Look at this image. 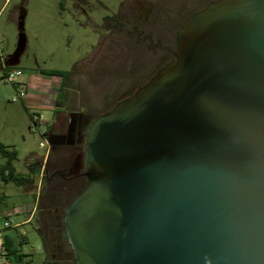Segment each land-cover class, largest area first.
<instances>
[{
  "label": "water",
  "instance_id": "95a60500",
  "mask_svg": "<svg viewBox=\"0 0 264 264\" xmlns=\"http://www.w3.org/2000/svg\"><path fill=\"white\" fill-rule=\"evenodd\" d=\"M76 264H264V0H219L86 134Z\"/></svg>",
  "mask_w": 264,
  "mask_h": 264
},
{
  "label": "rangeland",
  "instance_id": "374dc122",
  "mask_svg": "<svg viewBox=\"0 0 264 264\" xmlns=\"http://www.w3.org/2000/svg\"><path fill=\"white\" fill-rule=\"evenodd\" d=\"M215 2L0 0V45L6 63L16 54L22 58L21 82L28 80L31 68L73 71L68 81L72 88L68 111L83 110L98 117L129 98L163 66L170 58L178 30L195 13ZM5 74L0 60V142L14 145L16 176L29 179L27 163L36 167L39 158L49 152V175L56 168L68 173L65 168L73 160L70 154L74 149L66 146L47 152V147L40 145L43 137L39 131L29 129V114L23 101H13L16 90L6 81ZM39 113L44 122L53 116L50 110ZM6 161L0 154V172ZM73 163L70 169L75 172L78 166ZM83 186L81 180L64 182L60 178L40 182L39 170L32 182L25 184L6 182L0 173V228L7 219L13 224L26 220L24 213L12 215L14 209L25 207L26 213L31 214L38 197L33 221L7 230L18 253L23 255L22 261L14 264H75L69 244L53 231L54 218L55 209L64 212ZM40 233L46 241L45 248Z\"/></svg>",
  "mask_w": 264,
  "mask_h": 264
},
{
  "label": "crops",
  "instance_id": "0c3cea01",
  "mask_svg": "<svg viewBox=\"0 0 264 264\" xmlns=\"http://www.w3.org/2000/svg\"><path fill=\"white\" fill-rule=\"evenodd\" d=\"M2 50L4 53L5 51L3 48ZM4 58H6L5 55ZM9 58H10L9 59L10 63H8L9 60L6 63V59H5V65L2 64L4 72L6 73L14 69H21L24 73L23 70L24 68L20 67L19 65L20 60L22 59L20 55L16 54L14 57H9ZM42 70L69 71L62 69H41V68L32 69L31 68L29 74L30 77L28 78L27 81L22 82L29 87V96L25 101L22 102L23 106L26 109L27 113H29V111L31 110H36L38 112L42 110L52 111L53 116L51 120L45 122L42 121L43 122L42 130L46 131V133L49 135L48 138L51 149L50 151H52L53 148L58 149L59 147H66V146L70 148H74L77 142V132H76L77 129H79L81 125H83V128L86 129L89 126V123L93 122L96 119V115H94L91 112L88 111L86 112L83 110L77 112L68 111L69 110L68 103L70 100L69 94L72 89L71 87H68V81L72 78L73 74H71V76L66 80L59 76L43 75L41 73ZM48 103H50L51 105H49ZM73 116H75V118ZM74 120L76 123L75 132L72 135L70 129ZM2 142L1 143L7 146L10 150H14L13 144L6 143L4 141ZM72 154H74V151H71L70 155L72 156ZM51 155H52L51 152H49V154L45 153L44 156L39 158V163H38L39 165L36 167H33L31 162L27 163L29 166L27 174L29 175L30 179H33L36 170H39V181L42 182L44 180L45 165H47ZM83 157L85 159V156ZM65 169L66 171L69 169L68 173H65L61 169L59 170L58 168L54 169V171L50 173L49 180H52L54 178H60L64 182H69L72 179L79 177V176H75L79 174L80 172L79 169H77L76 174L72 173V170L69 168V166ZM81 181L83 182V180ZM37 201H38V197L34 204V206L36 207L38 205ZM36 211L37 210H35V212L31 214L24 213V215L28 216V218L22 222H18L20 226L15 229H18L23 225H27L28 223H31L35 218V214L37 213ZM7 237L10 240H12L13 247H15L14 241L8 233H7Z\"/></svg>",
  "mask_w": 264,
  "mask_h": 264
},
{
  "label": "trees",
  "instance_id": "16d2710c",
  "mask_svg": "<svg viewBox=\"0 0 264 264\" xmlns=\"http://www.w3.org/2000/svg\"><path fill=\"white\" fill-rule=\"evenodd\" d=\"M43 75H51V76H59V77H62L63 79H68L71 74L73 73V71H61V70H42L41 72ZM132 96V95H131ZM130 96V97H131ZM102 115V114H101ZM99 115V116H101ZM98 116V117H99ZM75 118V116H73ZM96 117V119L98 118ZM95 119V120H96ZM94 120V121H95ZM93 121V122H94ZM93 122H90L89 123V126L84 129L83 128V125H81L79 127V129H77V142H76V145L74 146V151H78V153L80 155H83L85 156V146H86V134H87V131L89 130V128L92 126ZM75 120L71 126V129L70 131L72 132L71 134L73 135V133L75 132ZM83 128V129H82ZM47 136H49L47 134ZM54 149V148H53ZM0 154L3 155L5 158H6V164L5 166L2 168L1 170V175H2V179L6 182H15L17 184H25V182H32V179H26V178H21V177H17L16 176V170L14 168V161L17 159V152L16 150H10L7 146H5L4 144H2L0 142ZM86 170V169H85ZM50 179V175H49V171H48V168H47V165H45V174H44V180L48 181ZM84 182H87V178L86 176L84 177ZM87 184V183H86ZM82 193V192H81ZM80 193V194H81ZM80 194L76 195L73 200L79 196ZM69 201L66 209L64 210V212L60 211L61 212V215L63 218H65L66 216V210L68 208V206L71 204V202L73 201ZM65 230V222L63 223V231ZM41 235V233H40ZM65 235V234H64ZM62 234V237L66 240V242L68 241L67 237L64 236ZM42 239H43V245H44V248L46 247V241L44 239V237L41 235ZM5 242H6V245H7V252H8V257L10 259L11 262H13L12 264H14L15 262H19V261H22V257L23 255L19 254L16 247H13V243H12V240H10L7 236L5 237ZM69 245V241L67 242ZM71 246V245H70ZM72 248V247H71ZM72 252H73V261L74 263L76 264L75 262V257H74V251L72 249Z\"/></svg>",
  "mask_w": 264,
  "mask_h": 264
},
{
  "label": "built area",
  "instance_id": "2783aa9c",
  "mask_svg": "<svg viewBox=\"0 0 264 264\" xmlns=\"http://www.w3.org/2000/svg\"><path fill=\"white\" fill-rule=\"evenodd\" d=\"M0 60L1 63L5 65L4 53L1 46H0ZM22 75H23V71L21 69H14L9 72H6L5 74L6 81L13 84L16 90V96L15 98H13V101L16 100L25 101L29 96V87L19 80ZM28 114H29V123H28L29 129L34 133L36 131H39L41 133V136L43 137V141L40 142V145L42 147H47V152H49L50 143L46 131L42 130V116L36 110H31L29 111ZM26 211L27 209L25 207L16 208L12 215L18 216L20 214L26 213ZM34 212L32 211V213ZM19 226H20L19 223L13 224L11 219L10 220L7 219L6 221H4L3 227L0 228V264H11L10 259L8 257L5 237L7 236V230L15 229Z\"/></svg>",
  "mask_w": 264,
  "mask_h": 264
},
{
  "label": "flooded vegetation",
  "instance_id": "af4514ba",
  "mask_svg": "<svg viewBox=\"0 0 264 264\" xmlns=\"http://www.w3.org/2000/svg\"><path fill=\"white\" fill-rule=\"evenodd\" d=\"M217 1H219V0H217ZM208 7V6H207ZM206 7V8H207ZM200 12V11H199ZM198 13V12H197ZM197 13H195L193 16H192V18L190 19V21L187 23V24H189L192 20H193V17L197 14ZM186 24V25H187ZM186 25H184V26H186ZM184 26H182L181 28H183ZM180 28V29H181ZM179 29V30H180ZM178 30V31H179ZM177 34V33H176ZM176 34H175V43H174V48H173V50L171 49L170 50V53H169V60L163 65V66H161V67H159L158 69H157V71L155 72V73H152L151 74V76L147 79V81L145 82V83H143L139 88H141L142 86H144L145 84H147L163 67H165L169 62H171L173 59H174V54H175V52H176ZM139 88H137L136 90H133L134 92H133V94H131V95H134L135 94V92L139 89ZM130 95V96H131ZM72 158H73V160L71 161V165L72 164H74L73 162H75L76 164H77V166H78V169L80 170V172H79V174H77V175H75V176H79V177H77V178H74V179H72L73 181L74 180H83V182H84V177L86 176L85 175V169H86V160L84 159V157H83V155H80L79 153H78V151H74V154H72ZM71 165L69 166V168L71 167ZM72 173L74 174H76V171L75 172H73L72 171ZM87 182H84V186L82 187V189H81V191L78 193V194H80L81 192H83L84 191V189H85V187H86V184ZM78 194H76V195H78ZM56 210V215H55V218H54V228H53V231L55 232V234H57V236H59V238L60 239H64L63 237H62V234L64 235L65 234V230L63 231V223L65 222V218H63L62 217V215H61V212H60V208H56L55 209ZM37 218H38V215H37ZM64 236H66V235H64ZM59 239V240H60ZM65 240V239H64ZM66 241V240H65ZM68 242V241H67ZM62 245V244H61ZM57 248H59L60 247V244L58 243L57 245ZM70 246V245H69ZM70 248H71V246H70ZM71 250H72V248H71ZM53 257H54V255H52Z\"/></svg>",
  "mask_w": 264,
  "mask_h": 264
}]
</instances>
